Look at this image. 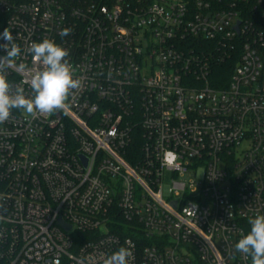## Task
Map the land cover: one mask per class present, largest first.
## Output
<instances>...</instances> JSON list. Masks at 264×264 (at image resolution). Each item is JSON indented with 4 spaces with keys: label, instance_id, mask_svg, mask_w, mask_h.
<instances>
[{
    "label": "built area",
    "instance_id": "built-area-1",
    "mask_svg": "<svg viewBox=\"0 0 264 264\" xmlns=\"http://www.w3.org/2000/svg\"><path fill=\"white\" fill-rule=\"evenodd\" d=\"M5 28L27 66L7 70L13 91L32 94L45 38L81 85L63 110L0 123V264H102L121 246L129 264H251L235 244L264 215L261 0H0Z\"/></svg>",
    "mask_w": 264,
    "mask_h": 264
},
{
    "label": "clouds",
    "instance_id": "clouds-1",
    "mask_svg": "<svg viewBox=\"0 0 264 264\" xmlns=\"http://www.w3.org/2000/svg\"><path fill=\"white\" fill-rule=\"evenodd\" d=\"M71 34L70 28L60 32L61 37ZM11 31L5 28L0 33V123L8 121L12 110H22L29 115L51 114L66 108L70 90L78 89L81 81L74 78L72 67L66 59L67 49L55 41L43 39L33 42L28 51L32 60L41 66L40 70L30 75L28 80L31 95H26L21 86H13L7 77V70L14 65L18 70H27L24 64H15L21 54L20 47L13 42ZM250 231L235 244V249L251 258V264H264V215H257L249 220ZM132 252L121 246L118 250L103 258L102 264H129Z\"/></svg>",
    "mask_w": 264,
    "mask_h": 264
},
{
    "label": "trees",
    "instance_id": "trees-1",
    "mask_svg": "<svg viewBox=\"0 0 264 264\" xmlns=\"http://www.w3.org/2000/svg\"><path fill=\"white\" fill-rule=\"evenodd\" d=\"M253 1H257V0H253ZM261 1H262L263 8H264V0H261ZM238 57H239V52L237 51V49L228 51V58L224 61L222 65L220 64L221 66L217 67L215 76L224 81L229 79L231 71L235 63L237 62ZM132 151L134 153H137L138 151L137 146H134Z\"/></svg>",
    "mask_w": 264,
    "mask_h": 264
},
{
    "label": "rangeland",
    "instance_id": "rangeland-1",
    "mask_svg": "<svg viewBox=\"0 0 264 264\" xmlns=\"http://www.w3.org/2000/svg\"><path fill=\"white\" fill-rule=\"evenodd\" d=\"M170 179H171V174L170 173H165L164 175V184L169 185L170 184Z\"/></svg>",
    "mask_w": 264,
    "mask_h": 264
},
{
    "label": "water",
    "instance_id": "water-1",
    "mask_svg": "<svg viewBox=\"0 0 264 264\" xmlns=\"http://www.w3.org/2000/svg\"><path fill=\"white\" fill-rule=\"evenodd\" d=\"M65 230H69V228H68V227H66V228H65Z\"/></svg>",
    "mask_w": 264,
    "mask_h": 264
}]
</instances>
